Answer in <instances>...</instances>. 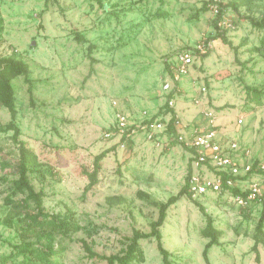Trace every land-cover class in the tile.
<instances>
[{
	"label": "rangeland",
	"instance_id": "rangeland-1",
	"mask_svg": "<svg viewBox=\"0 0 264 264\" xmlns=\"http://www.w3.org/2000/svg\"><path fill=\"white\" fill-rule=\"evenodd\" d=\"M208 2L0 0V59L22 60L30 71L31 84L23 77L12 81L14 124L20 140L61 176V181L40 182L32 176L30 181L37 192L42 191L46 212L70 209L89 231L59 243L63 252L58 264H105L87 256L83 240L96 254L109 256L133 230L150 231L158 209L137 192L162 203L180 191L192 153L176 134L183 132L189 138L193 128L202 129V109L217 114L225 140H236L241 163L249 162L254 170L264 165V30L247 21L264 18V0H254L250 10L245 6L224 10L234 26L225 33L230 45L212 41L215 17L208 5L203 9ZM201 43L208 44V51L194 54L189 75L174 84L179 91L164 92L165 81L173 84L169 66L175 56L194 51ZM168 100L173 101L171 109L181 127L173 134H160L158 145L146 141L141 131L126 141L125 148L115 136L104 137L117 113L128 115L135 124L152 118L170 120L164 108ZM9 121L8 110L0 106V256L11 253L18 233L16 217L14 227L1 223L11 210L4 199L16 178L13 132L2 130ZM103 151L108 153L99 181L85 191L88 180L83 170H91L94 157ZM254 170L234 189L243 190L247 181L264 178ZM232 195L230 190L198 200L184 195L168 208L161 242L172 264H264V244L258 247L259 260L251 249L263 204L257 200L243 208ZM111 197L125 202L109 205L106 199ZM193 201L223 232L209 249L208 262L202 255L208 240L200 235L206 221ZM140 247L143 261L134 264H162L155 240H140Z\"/></svg>",
	"mask_w": 264,
	"mask_h": 264
},
{
	"label": "trees",
	"instance_id": "trees-1",
	"mask_svg": "<svg viewBox=\"0 0 264 264\" xmlns=\"http://www.w3.org/2000/svg\"><path fill=\"white\" fill-rule=\"evenodd\" d=\"M253 2L254 0H227V3L223 4L222 0H219V12L213 21L216 35L212 41L219 40L221 43L230 45V42L225 37L226 32L219 29L217 21L224 14L226 8L237 11L239 7L245 6L246 9L250 10ZM208 3L204 4V10L207 9ZM247 21L252 27L264 30V18L255 20L248 17ZM2 29L3 21L0 17V33ZM75 37L79 41H83L81 36L76 35ZM89 49H91V46ZM29 75V67L24 61L13 58L0 59V106L7 109L10 114V121L2 130L13 132L12 140L17 146L16 178L10 182V194L4 199L5 204L9 205L11 210L1 223L7 227H14V219L17 218L15 222L18 224L17 241L11 244L12 251L9 255L0 256V264L14 263L18 258H21L19 264H58V258L63 252V247L59 245L61 241L65 239L69 240L74 234L82 230L86 231L89 235V231L81 226L75 214L70 209H66L64 213L46 212L43 207L42 191L37 192L30 181L31 176L40 182H44L47 178L54 181H61V176L52 166L42 163L28 144L20 140V130L14 124L17 110L15 89L12 81L18 77H23L27 84H31ZM254 93L258 97L259 94ZM164 108L166 112L171 114L166 131L168 134H173L175 133V114L167 102ZM107 153L108 151H103L96 155L91 170H83V174L88 180L85 191H88L98 183L102 160ZM190 161L192 160L190 159ZM190 173L191 166L188 167L185 184L175 196L169 197L166 202H152L149 195L141 191L137 192L140 199L153 204L158 209L157 219L150 223L149 232L143 233L138 230H133L131 236L125 237L119 242L120 247L117 252L109 256L96 254L92 246L83 240L82 245L87 256L91 259L98 258L105 262V264H134L142 262L143 252L140 247V240L153 239L161 255L162 264H172L169 260L170 254L162 246L161 228L166 220L168 208L184 195L190 198L187 192ZM229 190L233 195L240 194L238 189L230 188ZM17 196H21V199L18 201L14 200ZM106 202L109 205H117L124 203L125 199L122 197H111L107 198ZM193 202L205 217L206 224L200 230V235L208 240L202 252L204 260L208 262V251L212 246L218 244L223 232L215 228L212 219L204 212L202 206L196 201ZM252 238L254 242L251 249L255 253L256 260H259L258 247L264 244V204Z\"/></svg>",
	"mask_w": 264,
	"mask_h": 264
},
{
	"label": "built area",
	"instance_id": "built-area-1",
	"mask_svg": "<svg viewBox=\"0 0 264 264\" xmlns=\"http://www.w3.org/2000/svg\"><path fill=\"white\" fill-rule=\"evenodd\" d=\"M219 0H211L208 9L216 18L219 12ZM214 18V19H215ZM217 26L221 31H231L234 29L233 23L224 17V14L217 21ZM208 51V44H199L194 51H182L178 53L169 66V75L173 84L165 81L162 89L170 92L177 89L174 84L189 75L191 66L194 63V54L202 56ZM201 92H205L202 87ZM200 104L199 100H194ZM167 104L173 107V101L168 100ZM204 127L202 129L193 128L188 138L183 132L177 131V139L184 143L191 151V173L188 177L187 192L191 199H201L209 193H221L229 191L230 188H238L237 184L244 182L242 178H249L253 174L252 164L241 163V158L237 154L240 148L235 139L225 140L224 134L218 128L217 114L210 109L201 111ZM174 123L175 131L181 127L177 116ZM169 119L145 120L139 124L130 122L128 115L117 113L113 128L108 130L105 138L115 136L121 148H125L126 141L132 137L136 131H141L146 141L159 144L160 134H163L169 123ZM242 121L238 119L237 123ZM123 140V141H122ZM256 173H264V165L258 164ZM240 194L232 195L234 202L240 207H248L252 202L264 204V178L261 180L251 179L247 181V187L239 190Z\"/></svg>",
	"mask_w": 264,
	"mask_h": 264
}]
</instances>
